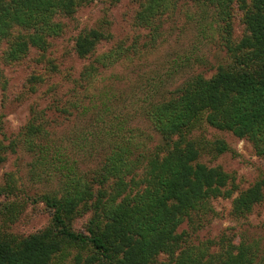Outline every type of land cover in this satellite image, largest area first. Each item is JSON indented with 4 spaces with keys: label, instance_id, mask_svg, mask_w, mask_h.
<instances>
[{
    "label": "trees",
    "instance_id": "trees-1",
    "mask_svg": "<svg viewBox=\"0 0 264 264\" xmlns=\"http://www.w3.org/2000/svg\"><path fill=\"white\" fill-rule=\"evenodd\" d=\"M91 1L0 0L4 60L19 62L34 50L45 55L78 9ZM137 1L133 23L139 33L119 39L106 52L97 54L101 42L110 38L103 23L77 35L74 51L89 62L77 77L68 75L72 85L64 102L54 97L44 108L33 109L14 136L0 121V164L8 153L24 148L34 158L32 178L49 172L46 179L56 177L60 184L34 194L12 171L0 178L5 198L0 203V264H157L163 254L169 264H264L262 237L249 241L245 233L237 240L223 235L204 245L195 243L190 232L179 231L185 223L199 228L214 212L212 200L234 193L228 189L230 173L201 160L203 155L223 154L230 145L199 130L207 125L231 131L251 141L264 158V0ZM182 2L193 3L197 16L211 19L207 26L200 21V31L208 35L206 27H211L218 32L227 57L210 76L197 73L173 88L165 87L162 79L151 81L150 89L140 87L143 96L131 88L133 114L114 82L100 87L98 76L155 47ZM237 15L243 26L239 38L234 31ZM33 62L28 92L60 93L62 81L51 72H60L61 65L44 63L38 56ZM48 110L71 116L76 124L83 121L67 136L66 146L62 139L51 138ZM136 112L149 131L135 125ZM81 154L94 166L84 170L77 157ZM39 202L50 212L49 224L28 235L14 233L12 225L28 204ZM263 202L264 174L239 191L231 213L244 217ZM86 215L85 227L77 230L74 223ZM212 246L218 250L212 251Z\"/></svg>",
    "mask_w": 264,
    "mask_h": 264
},
{
    "label": "rangeland",
    "instance_id": "rangeland-1",
    "mask_svg": "<svg viewBox=\"0 0 264 264\" xmlns=\"http://www.w3.org/2000/svg\"><path fill=\"white\" fill-rule=\"evenodd\" d=\"M138 5L137 0H92L78 9L74 17L69 20L66 32L52 40L49 52L43 56L34 50L23 60L8 63L3 58L5 45L0 44V121L7 134L17 135L29 121L33 109L44 108L54 97L65 101L64 95L72 85L68 75H72V79L77 77L89 62V59H80L74 51L75 38L82 30L103 23V30L107 31L110 38L101 42L97 54L104 53L119 39L130 38L136 32L139 33V29L137 30L133 23ZM198 11V7L193 3L182 2L178 13L168 19L165 32L155 47L144 49L142 54L132 59L122 60L113 67L103 69L98 76V81L100 79L98 85L102 87L114 82V89L119 93H124L123 99H125L124 104L127 110L135 114V110L131 108L133 105L130 96L131 88L135 87L139 95L143 96L139 88L150 89V82L153 80V82L165 80L166 85L164 86L173 88L186 77L197 73L210 76L219 62H223L227 57V53L226 48L221 45L218 32L211 27H206L208 35H203L200 31L199 26L203 23L207 26L206 22L209 25L211 19L197 16ZM234 31L237 38L242 35L243 26L239 15L234 19ZM36 56L45 61L44 63L53 62L61 65L60 72L57 70L51 72V75L55 78L58 75V80L62 81L58 87L60 93L52 90L46 95H44L45 92L40 93V91L37 94L28 92L27 77L36 69V62H33ZM172 69L171 76L168 73ZM61 72L64 73L60 74ZM51 78V80L50 78L46 80V84L42 86L44 91L54 80L53 77ZM4 85L7 87L6 91L2 89ZM57 114L50 110L47 112L48 119L50 118L48 127L52 133L51 138L62 139L60 142L66 146L69 143L66 140L67 136L74 129H78L76 127L80 128L83 121H79L78 126L73 117L70 116L71 119H69L67 115ZM134 119L136 126H142L146 131L150 130L140 112L134 116ZM200 132H204L208 138H224L230 145L231 149L223 154L216 157L203 155L201 160L212 166H221L230 173L228 189L230 191L232 189L234 193L231 197L221 195L213 199L214 212L202 222L199 228L194 230V225L185 223L179 231L190 232L195 243L205 242L204 245H211L212 240L220 241L223 235L237 240L245 233L249 241L253 238H264V202L255 206L253 211L244 217H235L231 213L233 199L239 191L251 186L264 174V158L257 155L251 141L239 138L231 131H221L205 125V130H199L198 133ZM77 157L81 159L80 166L84 170L94 166L87 155L81 154ZM33 161V155L24 148H20L17 153H8L7 160L0 164V178L6 172L12 171L17 174L18 178H22V183L34 194L59 188L58 178L54 177L51 181L46 179L49 172L43 173L41 179L38 176L35 179L32 178L30 173ZM40 171L44 169L39 168L38 172ZM4 200L5 198L0 195V203ZM50 219V212L44 203H30L12 225V231L16 234L28 235L46 227ZM87 219L88 215L78 218L74 223L75 228L83 229ZM212 247V251L218 250L217 247ZM156 263L169 264L170 261L167 255L163 254Z\"/></svg>",
    "mask_w": 264,
    "mask_h": 264
}]
</instances>
